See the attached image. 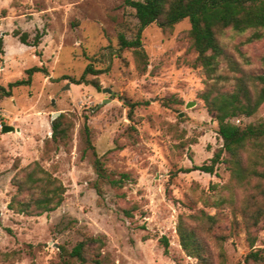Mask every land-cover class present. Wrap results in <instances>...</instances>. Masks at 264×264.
Here are the masks:
<instances>
[{
  "label": "rangeland",
  "instance_id": "374dc122",
  "mask_svg": "<svg viewBox=\"0 0 264 264\" xmlns=\"http://www.w3.org/2000/svg\"><path fill=\"white\" fill-rule=\"evenodd\" d=\"M138 25L127 0H0L6 52L0 85L26 79L34 67L48 71L13 97H0V264H198L180 244L181 219L197 232L213 264H247L251 252L264 254V181L240 184L226 163L214 174L187 172L210 165L223 148L203 95L213 88L232 91L235 77L263 74L264 37L248 42L253 31H228L222 38L228 59L214 86L195 67L188 19L171 31L157 24L145 30L147 65L120 48V36L134 39ZM15 31L27 33L29 43L44 36L32 47ZM89 66L100 72L83 81ZM130 104L137 105L133 119ZM57 113L70 127L65 142L53 140ZM233 122L263 124L264 105ZM86 126L106 174L130 177L122 187L99 178ZM5 127L14 131L3 133ZM255 154L249 145L246 167ZM35 162L64 184L65 201L49 214H18L10 209L17 195L13 180ZM87 238L106 245L92 244L82 263L71 253Z\"/></svg>",
  "mask_w": 264,
  "mask_h": 264
},
{
  "label": "trees",
  "instance_id": "16d2710c",
  "mask_svg": "<svg viewBox=\"0 0 264 264\" xmlns=\"http://www.w3.org/2000/svg\"><path fill=\"white\" fill-rule=\"evenodd\" d=\"M127 4L135 10L138 19V31L134 39H128L121 35V51L132 50L140 64H148V55L144 49L143 34L145 30L157 24L164 31H171L184 20L191 23L189 33L192 45L197 53L195 67L203 70L208 80H220L219 72L223 62L228 59L222 38L228 31L243 34L253 31L248 42L261 40L264 37V0H127ZM15 37H19L22 44L39 47L44 33H38L33 43H29V35L15 31ZM4 38L0 35V58L5 52ZM233 72L239 73L236 64L231 63ZM92 66L86 70L83 81L88 74H99ZM38 73L47 74L46 68L34 67L26 71L27 78L10 83L8 87L0 85V97L11 98L16 89L30 87L34 76ZM208 113L219 124V135L223 140V148L218 151L211 161L200 167H193L187 172L201 171L214 174L219 164L226 163L232 173V177L240 184L251 179L258 178L264 181V123L259 125L240 126L233 121L239 118H250L256 115L264 105V73L235 77L234 89L230 92L211 89L203 95ZM137 105L130 104V117L133 119ZM63 118H57L52 123L53 140L65 142L69 138L70 127L65 126ZM88 146L94 150L96 157L95 168L100 179L114 187H122L129 180L128 175L121 179H112L107 175L104 162L98 157L90 139V130L86 126ZM249 145L257 148L259 154H255V161L246 167L244 153ZM226 155V159H224ZM23 176L15 177L14 185L17 195L10 205V209L18 214L34 216L55 212L65 201L67 188L50 172L45 170L39 162H35L23 170ZM128 217H132L130 210L125 211ZM180 244L184 252L197 260L198 264H213L208 256L206 246L200 240L197 232L189 227L183 219L177 228ZM169 249L167 238L162 239ZM92 244L105 247L106 243L101 238H87L80 242L72 251L71 256L78 261L87 262L86 251ZM253 246V244H252ZM247 264H264V254L260 251L251 252L245 259Z\"/></svg>",
  "mask_w": 264,
  "mask_h": 264
},
{
  "label": "water",
  "instance_id": "95a60500",
  "mask_svg": "<svg viewBox=\"0 0 264 264\" xmlns=\"http://www.w3.org/2000/svg\"><path fill=\"white\" fill-rule=\"evenodd\" d=\"M191 107H193V104L192 103L188 104L187 108H191ZM59 116H60V113L55 114L54 115V120H56L57 118H59ZM183 116H184V114H181V117H183ZM13 131H14V129L11 128V127H5L3 129V133H9V132H13Z\"/></svg>",
  "mask_w": 264,
  "mask_h": 264
}]
</instances>
